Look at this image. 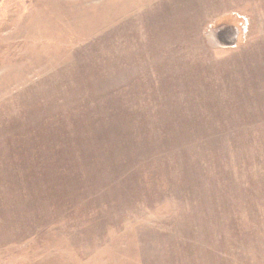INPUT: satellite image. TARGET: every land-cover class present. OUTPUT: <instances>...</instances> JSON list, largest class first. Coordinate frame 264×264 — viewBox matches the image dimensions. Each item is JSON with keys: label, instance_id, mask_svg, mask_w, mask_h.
<instances>
[{"label": "rangeland", "instance_id": "1", "mask_svg": "<svg viewBox=\"0 0 264 264\" xmlns=\"http://www.w3.org/2000/svg\"><path fill=\"white\" fill-rule=\"evenodd\" d=\"M215 252L264 264V0H0V264Z\"/></svg>", "mask_w": 264, "mask_h": 264}, {"label": "trees", "instance_id": "2", "mask_svg": "<svg viewBox=\"0 0 264 264\" xmlns=\"http://www.w3.org/2000/svg\"><path fill=\"white\" fill-rule=\"evenodd\" d=\"M164 160H165L164 155H162V154L157 155V156L153 157L152 159L148 160L147 162H144L143 164L136 166L134 168V170H132V171L136 170V172H137L138 170L151 169V166L156 165V164H160V163H164ZM137 184L145 187L144 184L142 183V181H139ZM166 235L168 236V234H166ZM165 239H167V238H165ZM170 239L172 240L173 243H176V233L175 232L172 234ZM158 241L160 242L159 245L161 248L163 246L169 247V245L164 244L161 240L158 239ZM181 250H182V248L180 247V249L176 250V252H173V254H178V256H179ZM203 250L206 253H210V252H208L206 246L203 247ZM206 253L200 254V260H199L198 264H221V261L219 259V255L216 252H215V256L212 255V253H211V255L206 254ZM251 261H252V259H251ZM185 264H193V263L191 262V260H186ZM229 264H240V262L237 260V258L235 256H231V258L229 260ZM241 264H245V263L241 262ZM259 264H262V263L259 262Z\"/></svg>", "mask_w": 264, "mask_h": 264}]
</instances>
